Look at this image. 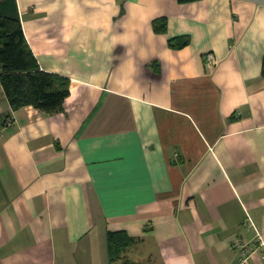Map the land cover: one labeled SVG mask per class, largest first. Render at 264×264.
Returning a JSON list of instances; mask_svg holds the SVG:
<instances>
[{
	"label": "crops",
	"instance_id": "1",
	"mask_svg": "<svg viewBox=\"0 0 264 264\" xmlns=\"http://www.w3.org/2000/svg\"><path fill=\"white\" fill-rule=\"evenodd\" d=\"M17 5L70 95L14 111L0 80V264H109L111 231L118 264H239L237 237L264 264V0Z\"/></svg>",
	"mask_w": 264,
	"mask_h": 264
},
{
	"label": "trees",
	"instance_id": "2",
	"mask_svg": "<svg viewBox=\"0 0 264 264\" xmlns=\"http://www.w3.org/2000/svg\"><path fill=\"white\" fill-rule=\"evenodd\" d=\"M178 1L189 3L198 0ZM154 30L156 33H165L166 20L154 22ZM187 41L186 37H182L180 42L171 40L169 45L181 48ZM261 75L264 78V57ZM0 80L14 111L32 106L44 113H55L64 107L70 95L68 79L40 69L26 41L17 0H0ZM132 242L133 239L125 231L108 232L109 264H118L122 251Z\"/></svg>",
	"mask_w": 264,
	"mask_h": 264
},
{
	"label": "built area",
	"instance_id": "3",
	"mask_svg": "<svg viewBox=\"0 0 264 264\" xmlns=\"http://www.w3.org/2000/svg\"><path fill=\"white\" fill-rule=\"evenodd\" d=\"M206 62L207 66L210 68L217 65V59L215 55L212 53L206 55ZM12 119H9L6 125H10L12 123ZM252 223L251 219L249 218L247 222L243 223L241 225V228L245 231L248 229L250 224ZM261 242V239L259 238V243ZM233 246L238 250L239 252V264H247L248 260L251 256V253L254 252L256 249L254 246H252L250 243H248L245 239L241 237L235 238L233 242Z\"/></svg>",
	"mask_w": 264,
	"mask_h": 264
}]
</instances>
